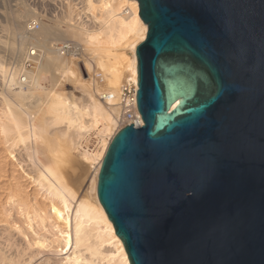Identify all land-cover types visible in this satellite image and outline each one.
Returning <instances> with one entry per match:
<instances>
[{
	"label": "water",
	"instance_id": "1",
	"mask_svg": "<svg viewBox=\"0 0 264 264\" xmlns=\"http://www.w3.org/2000/svg\"><path fill=\"white\" fill-rule=\"evenodd\" d=\"M135 1L143 127L98 202L130 264H264V0Z\"/></svg>",
	"mask_w": 264,
	"mask_h": 264
},
{
	"label": "bare ground",
	"instance_id": "2",
	"mask_svg": "<svg viewBox=\"0 0 264 264\" xmlns=\"http://www.w3.org/2000/svg\"><path fill=\"white\" fill-rule=\"evenodd\" d=\"M7 1L12 5L3 10L0 0V17L11 22L10 27L0 25V51L8 58L0 56V85L8 94L0 98V174L16 169L43 200L31 206L23 185L10 184L5 199L18 206L30 234L11 225L0 209V264H130L98 202L96 184L107 138L118 127L120 88L136 80V48L147 35L138 3L51 0L48 5L59 12L47 18L29 7L35 0ZM39 18L45 23L38 31H26V23ZM4 33L11 42L2 41ZM67 39L81 47L87 78L69 61L78 56L69 54L65 60L58 54L60 41ZM49 75L54 84L62 75L80 97L56 85L42 87ZM103 93L113 99L101 101ZM28 110L33 111L32 123L25 116ZM66 175L74 179L75 188Z\"/></svg>",
	"mask_w": 264,
	"mask_h": 264
},
{
	"label": "rangeland",
	"instance_id": "3",
	"mask_svg": "<svg viewBox=\"0 0 264 264\" xmlns=\"http://www.w3.org/2000/svg\"><path fill=\"white\" fill-rule=\"evenodd\" d=\"M67 1H72V3H74V4H77L79 2V0H67ZM41 2H42V4H41ZM48 3L52 4V1L51 0L50 1L49 0H35L34 3H32L29 7L32 8V9L35 8L36 9L35 13L40 14V16L46 15L45 17H47V18H52L55 15H58L59 7L56 6V10L53 11V8L51 6H49ZM2 4H3L2 5L3 6V10L9 8L12 5L7 0H4V2ZM49 8L51 10H49ZM30 18H32L31 15L28 17V19H30ZM40 18L37 19V23L39 24V27H40V23L41 22L42 23L43 22L45 23V20L43 19L41 21ZM34 20H36V19H31V21H34ZM29 22L30 21H28L26 24L28 25ZM10 24H11V22L8 19L2 20V18L0 17V25L1 26H3V27H10ZM26 31H28L27 26H26ZM29 33H31V32H29ZM1 39H2V41H7V42H11L12 41V39L10 38V35L9 34H6V33H4V36ZM60 42H72L75 45L78 44V43H75L74 41H71V40L68 41V39H67V41L66 40H64V41L61 40ZM77 47H78V45H77ZM78 48H79V50L81 49L80 46ZM80 51H79V53H80ZM0 56L3 57V60L4 61H6V58L7 57H6V52L4 51V49L2 51H0ZM77 56L78 57L81 56L82 59H80V57L79 58L76 57V60L69 59V61L71 62V65H73V66L76 67L77 72L80 74V76L82 78L83 77L84 78H87L85 71H83L84 70V68H83L84 63H83L82 60H83L84 56L82 54V51H81L80 55L78 54ZM65 60H66V58H65ZM57 66H59V64ZM57 66L55 68H57ZM54 73H58V71L57 72H54ZM61 76L62 75L57 76V79H58L57 84H54L53 83V80L50 77V75L49 76H45L44 79H42V81L40 83H41L42 87H46V88H49V86L53 87L54 85H56L62 91H69V92H72V91L75 92L76 91V92H78V90H75L74 86L69 81H66V79H65V81L68 82L69 84L68 85H63L62 83L64 82V79ZM22 91H24V90H22ZM76 92H75V96L76 97H80ZM1 94L4 95V96H6V97H8L7 91L0 85V98H1ZM31 110L25 111V116H26V118L28 117L27 119L29 121H31V123H32V121H33L32 118L33 117L29 116L30 113L33 112ZM29 117L32 120H30ZM110 138L111 137L107 138V142L109 144H110V142L112 140V139L110 140ZM88 146L90 147L91 146V143L90 144L88 143ZM1 149H2V146L0 145V155L2 153L1 152ZM15 170L16 169H13V168L9 167V168L6 169V171H7L6 173L0 174V209L1 210L3 209L2 210L3 212L6 211L5 213L8 215V218H9L8 220H9L10 224L12 223L11 225H14V226L20 228L22 231L25 230V232H28V229H27V226H26L24 217H22V215L20 214V211H19L18 206L15 205V204L14 205H12V204L9 205V203L5 199V195L7 194V191H9V189L11 188V185H13V183L16 184V185L18 183L20 185H23L22 186V189L24 188L23 190L27 194V198H28L29 205H31V206H37V205L40 204V202L43 200V198L41 197L42 194L40 192H38V190L35 187V185L25 183L23 180L20 179L18 173ZM70 175L69 176L66 175L67 183L71 187L75 188L76 187V184L74 183V179ZM88 186H89V182H87L86 187H85L83 193L80 194L81 196H83V195L86 194V188ZM87 193H88V195H90L89 191ZM34 228H35V230L39 231L41 234H44L43 231H40V229L37 228V225L35 223H34Z\"/></svg>",
	"mask_w": 264,
	"mask_h": 264
},
{
	"label": "built area",
	"instance_id": "4",
	"mask_svg": "<svg viewBox=\"0 0 264 264\" xmlns=\"http://www.w3.org/2000/svg\"><path fill=\"white\" fill-rule=\"evenodd\" d=\"M38 28L39 24L37 23V19L35 21H30L27 25L29 32H35ZM57 50L61 58H66L69 54L73 55L72 57H76L80 51L79 48L72 42H62L57 47ZM31 52H33V50ZM26 65L30 66V63H27ZM62 84L68 85L69 83L64 81ZM137 91V77L135 81L128 80L122 84L118 95V107L120 114L115 135L123 128L131 125H133L134 129H140L143 127L142 118L137 108ZM100 99L103 102H107L112 100L113 97L111 94L103 93L100 95Z\"/></svg>",
	"mask_w": 264,
	"mask_h": 264
},
{
	"label": "snow or ice",
	"instance_id": "5",
	"mask_svg": "<svg viewBox=\"0 0 264 264\" xmlns=\"http://www.w3.org/2000/svg\"><path fill=\"white\" fill-rule=\"evenodd\" d=\"M174 107V106H173Z\"/></svg>",
	"mask_w": 264,
	"mask_h": 264
}]
</instances>
